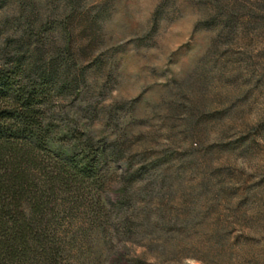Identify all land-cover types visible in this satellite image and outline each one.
I'll use <instances>...</instances> for the list:
<instances>
[{"label":"rangeland","instance_id":"obj_1","mask_svg":"<svg viewBox=\"0 0 264 264\" xmlns=\"http://www.w3.org/2000/svg\"><path fill=\"white\" fill-rule=\"evenodd\" d=\"M67 1L41 0L47 11ZM79 1L81 12L100 18V31L74 35L100 40L87 52L104 66L95 69L90 56L81 63L98 100L97 115L83 119L86 130L119 139L124 154L172 148L189 162L162 184L165 197L136 200L128 217L139 227L131 237L123 238L116 221L104 224L110 235L94 231L92 264H114L116 250L122 264H264V0H218L220 12L213 0ZM230 10L236 22L229 30ZM81 99L82 93L75 108L85 106ZM74 103L55 104L68 111ZM103 110L122 119L105 121ZM188 116L192 141L181 133ZM188 143L199 154L189 153ZM170 160L171 167L179 164ZM119 187L116 180L108 189ZM143 210L153 229L142 221ZM59 223L67 238L78 224L68 217ZM166 225L178 233L166 237Z\"/></svg>","mask_w":264,"mask_h":264},{"label":"trees","instance_id":"obj_2","mask_svg":"<svg viewBox=\"0 0 264 264\" xmlns=\"http://www.w3.org/2000/svg\"><path fill=\"white\" fill-rule=\"evenodd\" d=\"M79 2L68 0L64 7L47 11L41 0H0V264L97 262L92 260L97 248L94 231L110 235L104 224L116 221L123 224V238L131 237L139 227L128 217L136 200L151 198L152 193L165 197L162 184L179 174L181 162L189 163L184 151L172 148L124 154L119 139L107 140L95 136L90 127L86 130L83 119L97 115L98 100L86 84L88 66L81 63L90 56L95 69L103 72L104 66L100 56L87 52L100 40L74 35L100 31V18L81 12ZM213 2L217 12L223 10L218 0ZM229 13L230 30L236 13ZM248 18L256 16L250 13ZM81 93L85 106L75 108ZM62 102L74 104L64 111L55 104ZM100 114L113 124L122 119L113 111ZM191 121L188 116L181 132L187 141L194 139L188 129ZM188 152L199 154V149L188 143ZM171 158L179 164L171 167ZM116 180L120 189L112 192L108 187ZM135 184L142 185L138 193L133 191ZM143 211L142 221L149 227L150 213ZM67 217L78 222L68 238L59 231V221ZM161 229L166 237L178 233L169 225ZM113 252V263L122 264L123 252Z\"/></svg>","mask_w":264,"mask_h":264}]
</instances>
